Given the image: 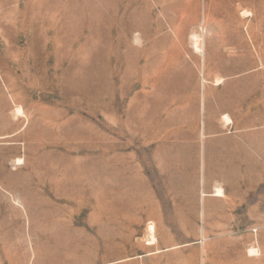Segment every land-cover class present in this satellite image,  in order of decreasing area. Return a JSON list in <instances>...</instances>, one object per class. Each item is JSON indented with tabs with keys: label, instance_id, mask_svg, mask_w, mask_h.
I'll use <instances>...</instances> for the list:
<instances>
[{
	"label": "rangeland",
	"instance_id": "1",
	"mask_svg": "<svg viewBox=\"0 0 264 264\" xmlns=\"http://www.w3.org/2000/svg\"><path fill=\"white\" fill-rule=\"evenodd\" d=\"M0 264H264V0H0Z\"/></svg>",
	"mask_w": 264,
	"mask_h": 264
},
{
	"label": "bare ground",
	"instance_id": "2",
	"mask_svg": "<svg viewBox=\"0 0 264 264\" xmlns=\"http://www.w3.org/2000/svg\"><path fill=\"white\" fill-rule=\"evenodd\" d=\"M199 50V49H198ZM221 80V79H220ZM216 81L217 82V84H220L221 83V81ZM223 81V80H222ZM205 82V81H204ZM20 111V110H19ZM224 122H225V124H229L231 121H230V119L227 117V116H225L224 117ZM20 161V160H19ZM18 163V162H17ZM216 193L218 194V195H220V196H222V194H223V192H222V190L221 189H218L217 191H216ZM151 225H152V223H151ZM153 227L154 226H151L150 227V231H151V233H152V231H154L153 230ZM153 236V235H152ZM150 240H148V242H149ZM156 241H155V239L153 238L148 244H150V245H152V244H154ZM250 253L253 255L254 253H255V250H250ZM256 254V253H255Z\"/></svg>",
	"mask_w": 264,
	"mask_h": 264
},
{
	"label": "crops",
	"instance_id": "3",
	"mask_svg": "<svg viewBox=\"0 0 264 264\" xmlns=\"http://www.w3.org/2000/svg\"><path fill=\"white\" fill-rule=\"evenodd\" d=\"M204 131V130H203ZM202 135L204 136V132H202ZM191 144V147H195V148H198L199 147V145L201 144V148H202V157H203V160H204V148L206 147V142H204V139L202 140V141H200V142H198V141H193L192 143H190ZM193 160H198L196 157H194L193 158ZM219 189V188H218ZM217 189V190H218ZM216 190V191H217ZM216 191H215V193H216ZM223 192V191H222ZM216 196H218V197H221L220 195H218L217 193H216ZM222 196H223V194H222Z\"/></svg>",
	"mask_w": 264,
	"mask_h": 264
}]
</instances>
